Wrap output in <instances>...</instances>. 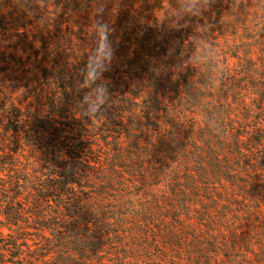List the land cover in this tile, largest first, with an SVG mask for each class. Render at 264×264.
Masks as SVG:
<instances>
[{"label": "trees", "instance_id": "trees-1", "mask_svg": "<svg viewBox=\"0 0 264 264\" xmlns=\"http://www.w3.org/2000/svg\"><path fill=\"white\" fill-rule=\"evenodd\" d=\"M0 264H264V0H0Z\"/></svg>", "mask_w": 264, "mask_h": 264}, {"label": "clouds", "instance_id": "clouds-1", "mask_svg": "<svg viewBox=\"0 0 264 264\" xmlns=\"http://www.w3.org/2000/svg\"><path fill=\"white\" fill-rule=\"evenodd\" d=\"M194 7V6H193ZM192 14L195 15V14H198L196 11H192ZM107 36V33H105V38ZM109 56H111V53H109ZM100 103H105L104 100H101ZM101 113V110H99V105L93 107L91 109V111H85L84 112V115L86 116H96V115H99Z\"/></svg>", "mask_w": 264, "mask_h": 264}]
</instances>
